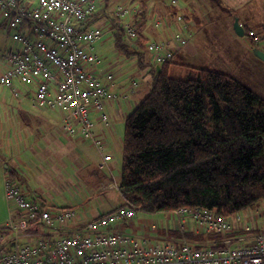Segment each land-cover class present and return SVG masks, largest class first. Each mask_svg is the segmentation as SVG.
Masks as SVG:
<instances>
[{"label":"built area","instance_id":"built-area-1","mask_svg":"<svg viewBox=\"0 0 264 264\" xmlns=\"http://www.w3.org/2000/svg\"><path fill=\"white\" fill-rule=\"evenodd\" d=\"M0 10L14 29L17 42L14 50L0 52V87L13 88L17 93L20 86H35L34 105L40 110L65 113L62 130L92 139L102 153L90 107L102 111L101 118L107 120L104 100L117 96L89 70L91 64L100 61L95 45L103 31L80 24L97 13L96 0H0ZM131 12L129 7L118 6L113 13L125 17ZM178 20L183 18L179 16ZM124 29L130 39L137 37L135 22L127 21ZM250 35L256 37L253 31ZM173 40L178 46L187 43L180 33ZM147 50L160 64L173 57L164 42L149 43ZM110 158L105 155L100 168ZM5 189L6 199L20 211L21 219L10 218L0 230V241L8 237L13 245L9 252L0 246V264H264V233L253 232L249 225L237 229L240 213L224 217L216 210L200 208L170 212L177 235L163 243L150 235L119 228L139 211L129 206L92 218L59 239L30 236L23 242L36 225L55 228L75 220L76 212L44 209L26 199L19 185L9 178ZM259 215L264 217V211ZM209 235L219 237L209 239Z\"/></svg>","mask_w":264,"mask_h":264},{"label":"trees","instance_id":"trees-1","mask_svg":"<svg viewBox=\"0 0 264 264\" xmlns=\"http://www.w3.org/2000/svg\"><path fill=\"white\" fill-rule=\"evenodd\" d=\"M211 1L232 12L223 0ZM103 16L110 20L118 50L137 58L152 75L149 94L125 121L118 186L123 206L144 213L200 208L229 217L264 200V98L223 72L185 66V78L172 77L173 57L162 64L151 61L148 39L138 27L131 42L125 18ZM97 18L94 14L80 26ZM6 172L18 185L17 172Z\"/></svg>","mask_w":264,"mask_h":264},{"label":"crops","instance_id":"crops-1","mask_svg":"<svg viewBox=\"0 0 264 264\" xmlns=\"http://www.w3.org/2000/svg\"><path fill=\"white\" fill-rule=\"evenodd\" d=\"M121 1L122 5L120 6L129 7L132 11L130 15L123 17L125 18V23L129 20L135 22L139 33L148 39L147 45L152 42L166 43L169 49L173 51L172 59L176 55L185 57V48L190 45L192 39L195 40L199 27L204 22H212L215 19L220 20L222 15L232 16V26L237 16L239 24L249 28L253 32L256 31V27L264 28V20H260L256 26H249L247 22L242 21V18L252 22L253 20L262 18L260 15L264 14V0H223L224 5L232 11L230 13L220 10L211 0ZM103 13L105 12L97 10L96 14L98 18L89 24V28L96 27L97 23L104 20L101 19L104 18ZM136 13L140 15L138 18H135ZM178 15H181L183 21L178 20ZM228 31H230L232 36L238 35L234 28H229ZM177 33L186 38L187 43L184 46H178L173 40L174 35ZM245 36L244 34L241 38ZM256 37L253 38L256 39ZM129 40L133 41L130 38ZM250 41L252 44L251 38ZM134 44L136 42L132 43V45ZM246 44L248 46V40ZM256 50L264 52L263 48H256ZM146 53L151 61L157 62L154 53L148 50H146ZM156 66H158L159 70L161 69L157 63ZM149 75L152 77L151 74ZM119 78L120 80L117 83H113V87H120L121 90L116 93L121 96V98L119 97L121 100H117L116 103H110L108 107H111L121 117V115L125 116L126 108L132 107L130 102L128 104V100L139 91L140 85L135 83L132 86L126 81V77L119 76ZM18 88L21 89V92H24L25 98L19 99L20 105H17L18 107H10L8 109L12 111V114H7L0 119V174L7 180V169L16 171L19 181L18 185L26 199L39 203L44 209L50 210L52 213L61 212L65 209H73L76 212L75 220L68 221L64 225H58L55 228H48L41 224L36 225L31 233L22 238V241L26 242L30 236L33 238L45 236L52 241L59 239L64 235L72 234L92 218L109 214L123 206L124 202L119 206H110L107 210L102 209L105 201L101 195L103 192L107 193L115 189L118 190L121 179V177L117 179V176H115L116 172L113 162L115 155L118 161L122 162V152L121 155L117 154V147L121 136L119 125L121 126V123L117 122L115 116L112 113L110 115L105 113L107 120H103L101 113L90 107V118L94 123L95 137L103 144V151L101 153L97 147V150L95 149L94 146L96 145L92 139L80 133L72 136L62 130V126L66 121L65 113H57L59 110L56 109H47L49 111L44 113L46 110H40L34 105L33 92L35 91V86H20ZM104 109L105 105L103 112ZM75 127L79 131L80 126L77 123H75ZM88 145L94 148L98 154V157H95L93 161L86 153ZM105 155H109L111 158L105 163L104 168H100ZM91 162H96V165H92ZM59 164L61 167H58ZM81 172H84L83 177L87 179L86 183H88L89 187L87 195H97L98 205H86L81 209L80 205L84 199L74 190V185L79 183L78 179ZM74 178L75 180H73ZM91 185L95 189L92 190ZM46 188H50L52 193H56V196L58 194L65 195V198L62 200L57 196L60 199L58 202L55 197L51 198L50 195L45 196L47 194ZM109 196L111 197V195ZM60 202L65 203V206L61 207ZM11 209L10 217L0 226V229L7 224L10 218H13L15 221L21 219L20 211L13 206ZM137 215L138 213L130 221L124 224L121 223L119 228L138 235H150L152 233V226L148 225V223L151 217ZM250 219L252 220L251 217ZM166 223L168 225V222ZM175 230L176 223L174 220L173 226L168 225L159 230L153 240H158L159 243L166 242L177 235ZM0 243L3 249V247H6L11 242H9V238L7 237L4 241H0ZM12 248L13 245L10 251Z\"/></svg>","mask_w":264,"mask_h":264},{"label":"rangeland","instance_id":"rangeland-1","mask_svg":"<svg viewBox=\"0 0 264 264\" xmlns=\"http://www.w3.org/2000/svg\"><path fill=\"white\" fill-rule=\"evenodd\" d=\"M96 4L97 10L105 12L104 14L112 15L114 10L118 6L122 5V1L96 0ZM260 16H262V18L253 20V22L246 21L244 20V18H242V21H244L245 23L247 22V25L249 26H256V24L260 20H264V14ZM101 19L104 20H101L96 24V27L100 28L103 31L102 39L96 43V53L99 56L100 64H91L89 66L90 72H92L97 78H99L110 92H115V95H117V91L121 90L119 86L118 88L113 87V83H117L118 80H120L119 76L126 77V81H128L132 86L135 83L140 85L139 91L134 94V96H131L128 100V104L130 102L132 104V107L126 108L125 116L121 115L120 117L119 115H117V112H114L111 107H108L110 103H116L117 100H121V96L117 95L118 98L115 97L113 99L104 100V113H106L107 115H110V113H112V115L115 116L117 122L121 123V126L119 125L121 136L117 147V154L121 155L123 148L124 124L126 118L149 94L152 86V77L147 73L146 67H139L137 58H129L125 56V54H122L124 52L118 50L113 38V29L111 27L110 20L107 17ZM231 20V15H222L220 20L215 19L212 22H204L197 30L195 40L192 39L190 45L185 48V57H182L181 55H176L174 57V63L171 67L170 75L175 78H185L187 76V69L185 68V66H194L209 69L212 71L223 72L240 80L264 98V61L260 59L255 53L256 48L264 49V28H255V33L258 39L251 38L247 35L242 38L238 35L232 36L230 34V31H228L229 28H234V25L232 26ZM14 32V29L10 28L8 22L2 15V11L0 10V52L10 49L14 50L17 47V42L13 37ZM125 36L129 39L126 32ZM249 37L252 39V44ZM247 40L248 46L246 44ZM145 50H147V45L145 47ZM23 94L24 92H21L20 88L16 93L11 88L4 86L0 87V119L5 117L7 114H12V111H9L8 109H10V107H18L20 105L19 99L25 98ZM48 111L46 110L44 111V113H47ZM59 112L61 113V111H58L57 113ZM98 112L101 113L102 111ZM94 147L96 149V146ZM86 149V153L89 157H91L92 161L95 157H98V154L96 152L97 149L95 150L89 145ZM119 161L115 155L113 162L116 172L115 176H117V179H120L121 177V161ZM91 164L95 166L96 162H91ZM58 167H61V165L59 164ZM83 175L84 172H81L78 179L79 183L76 182L78 184L74 185L75 192H77L84 199L83 203H81L80 205L81 209H83L86 205L94 206L99 204V201L96 197L97 195H87L89 193V187L88 183H86L87 179L84 178ZM55 180L57 179L55 178ZM73 180H75V178ZM5 182V177H2L0 174V226L6 222L7 218L10 217L12 206L15 207V205L11 204L6 199ZM91 187L92 190L95 189V187L93 188L92 185ZM45 190L47 193L45 194V196L50 195L51 198L55 197L58 202L60 201V199L63 200L65 198V195L58 194L57 196L60 198L59 199L56 196L55 192H51L50 188H46ZM68 193L70 194V192ZM109 195H111V197ZM101 197L105 201V204L102 205L103 210L109 209L110 206H119L124 202L122 195L117 189H115L114 191H108L107 193L103 192ZM60 206H65V203L60 202ZM263 211L264 200L258 202L252 208L241 211L240 215L242 216V220L235 223L236 228L240 229L241 226L249 225L253 229V232L264 233V217L259 215V212ZM140 215L151 217V219H149L150 221L148 225L152 226V233H150V236H152L153 239L157 236L156 233L159 230H162L168 225H174V220L171 213H144L139 211L137 216ZM250 217L252 218V220L250 219ZM166 222H168V225ZM153 226H156V228H153ZM156 242H158V240H156Z\"/></svg>","mask_w":264,"mask_h":264},{"label":"water","instance_id":"water-1","mask_svg":"<svg viewBox=\"0 0 264 264\" xmlns=\"http://www.w3.org/2000/svg\"><path fill=\"white\" fill-rule=\"evenodd\" d=\"M234 29H235V32L239 35V36H244L245 34V30H244V27L242 25L239 24V21L238 19H235V22H234ZM256 55L262 59L264 61V52L260 51V50H256L255 51Z\"/></svg>","mask_w":264,"mask_h":264}]
</instances>
